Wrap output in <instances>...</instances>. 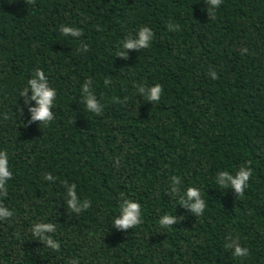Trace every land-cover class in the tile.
Returning <instances> with one entry per match:
<instances>
[{
  "label": "trees",
  "instance_id": "obj_1",
  "mask_svg": "<svg viewBox=\"0 0 264 264\" xmlns=\"http://www.w3.org/2000/svg\"><path fill=\"white\" fill-rule=\"evenodd\" d=\"M142 27L150 46L117 57ZM36 69L57 91L48 124L31 121L30 92L19 97ZM86 80L100 114L83 102ZM157 83L156 104L136 90ZM0 150L12 172L0 203L13 212L0 221V264H264V0H223L214 17L206 0H0ZM242 166L253 173L243 196L215 183ZM66 184L91 206L68 209ZM189 187L201 216L180 205ZM126 199L142 223L120 230ZM165 213L177 221L167 229ZM48 222L59 251L31 233ZM229 236L247 257L224 247Z\"/></svg>",
  "mask_w": 264,
  "mask_h": 264
},
{
  "label": "clouds",
  "instance_id": "obj_2",
  "mask_svg": "<svg viewBox=\"0 0 264 264\" xmlns=\"http://www.w3.org/2000/svg\"><path fill=\"white\" fill-rule=\"evenodd\" d=\"M208 4V13L214 17L215 10L220 7L223 0H206ZM169 30H176L174 25H169ZM60 33L65 37H72L79 39L83 35L80 28L62 25L59 29ZM154 38L153 32L148 27L140 28L134 36H129L122 41V50L117 53V57L126 58L127 50L131 49H146L150 46ZM81 52H87L88 47L81 43L78 49ZM242 54L247 52V49L241 50ZM212 79H216L215 72L209 73ZM110 80H105L104 84L108 85ZM92 81L86 80L81 86L83 95V102L86 109L92 113L100 114L103 111V106L96 99L91 89ZM136 90L138 94L145 100L150 101L152 104L159 102L162 95V86L157 83L154 86L137 85ZM31 93L30 97L25 98L24 104L28 106L34 102V106L28 107V112L31 121H40L48 124L54 120V101L57 97V91L51 87L48 78L43 70L36 69L31 78L27 80L26 87L19 93V97H26L27 93ZM20 111V110H19ZM252 169L248 166H242L235 173L230 174L228 171H219L215 177V183L220 188H231L235 191L237 196H243L245 189L249 186L248 182L252 176ZM12 172L9 167V155L6 151L0 150V199L7 195V182L10 180ZM56 178L47 173L44 175V180L53 182ZM170 190L173 194L179 191L178 185L180 184V177L173 176L170 178ZM66 187V206L74 213H80L91 206V201H81L78 198L76 185H65ZM180 205L188 208L196 217L203 215L206 208V202L202 198L200 189L189 187L183 193L180 199ZM13 216V212L0 203V221H4ZM176 217L172 214L165 213L159 217L158 224L161 228L167 229L175 224ZM142 223L141 205L137 201L131 199L124 200L119 206V214L114 218L112 224L120 230H128L137 227ZM56 225L53 223H35L31 228V233L39 241L44 243L46 247L59 251L60 244L53 239L49 233L54 234ZM228 241L224 247L232 251L234 258L247 257L249 249L242 247L239 239L229 236L226 238ZM70 264H78V261H71Z\"/></svg>",
  "mask_w": 264,
  "mask_h": 264
}]
</instances>
